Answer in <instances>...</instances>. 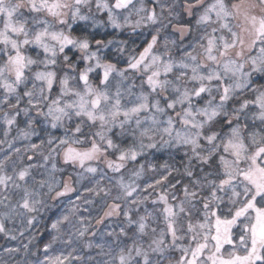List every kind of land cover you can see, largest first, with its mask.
<instances>
[{
    "label": "snow or ice",
    "instance_id": "obj_1",
    "mask_svg": "<svg viewBox=\"0 0 264 264\" xmlns=\"http://www.w3.org/2000/svg\"><path fill=\"white\" fill-rule=\"evenodd\" d=\"M0 236L27 264H264V0H0Z\"/></svg>",
    "mask_w": 264,
    "mask_h": 264
},
{
    "label": "clouds",
    "instance_id": "obj_2",
    "mask_svg": "<svg viewBox=\"0 0 264 264\" xmlns=\"http://www.w3.org/2000/svg\"><path fill=\"white\" fill-rule=\"evenodd\" d=\"M117 38L124 40L126 42L127 47H129V48L133 47V44L137 39L135 32H133L131 30L126 32L123 37L117 36ZM111 54L114 55L115 58H118L121 55L117 51L116 48L112 49ZM49 203H52V202L49 201ZM53 209H55V207H53L51 209L43 210L41 215L37 216L36 221H35V225L33 228L40 229L41 231H43L47 227L45 221L48 219V213L50 211H52ZM25 231H27V229H25ZM30 234H35V236H37V233H35V232L30 233ZM27 239H28V237L23 238V240L18 238L17 240L19 241V246H21L25 241H27ZM5 256L7 258H5ZM19 257H20L19 259H15L13 255H7L5 252L0 253V264H27L29 259H33L31 257H26L23 253L22 248H21V252L19 253Z\"/></svg>",
    "mask_w": 264,
    "mask_h": 264
},
{
    "label": "trees",
    "instance_id": "obj_3",
    "mask_svg": "<svg viewBox=\"0 0 264 264\" xmlns=\"http://www.w3.org/2000/svg\"><path fill=\"white\" fill-rule=\"evenodd\" d=\"M135 42L137 44L140 43V41L138 39H136ZM179 156H180V154H177L175 161H169V156H168L167 152L156 153L155 158H154V162L159 164V163H162L165 161H169V162H174L177 164V166H179V162L183 159V157H179ZM56 212H58V209L55 208L48 213V219L45 221L46 225H48V223L50 222L49 217H54ZM29 232L30 233H33V232L37 233V236H36L37 239H36L35 243L37 246H40V247H42L43 243L46 242L49 238L48 232L46 231V228L43 231H41L40 229L32 228L29 230ZM4 239H5L4 237L0 236V251H1V253H4V249H5L4 244H6V243H5ZM5 258H7V257H5Z\"/></svg>",
    "mask_w": 264,
    "mask_h": 264
},
{
    "label": "rangeland",
    "instance_id": "obj_4",
    "mask_svg": "<svg viewBox=\"0 0 264 264\" xmlns=\"http://www.w3.org/2000/svg\"><path fill=\"white\" fill-rule=\"evenodd\" d=\"M5 147H6V145H5ZM179 157H182V155L180 154V156ZM3 237V236H2ZM5 238V237H4ZM5 240V243L6 244H4V248H6V247H17V246H19V241L18 240H16V241H12V240H10V239H7V238H5L4 239ZM33 250H35V249H33ZM3 251V250H2ZM0 253H1V251H0ZM14 256V258L15 259H19L20 257H19V254H15V255H13ZM6 257V256H5Z\"/></svg>",
    "mask_w": 264,
    "mask_h": 264
}]
</instances>
